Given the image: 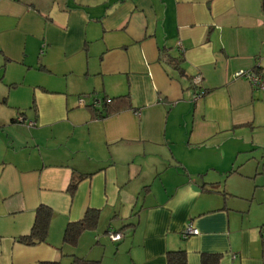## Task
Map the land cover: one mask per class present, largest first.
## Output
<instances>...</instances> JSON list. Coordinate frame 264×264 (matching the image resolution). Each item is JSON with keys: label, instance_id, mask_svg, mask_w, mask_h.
<instances>
[{"label": "crops", "instance_id": "crops-1", "mask_svg": "<svg viewBox=\"0 0 264 264\" xmlns=\"http://www.w3.org/2000/svg\"><path fill=\"white\" fill-rule=\"evenodd\" d=\"M250 71L264 79L263 0H0V264H264L262 186L221 184L264 160ZM88 95L128 103L100 118ZM39 206L47 239L26 246ZM87 210L97 228L64 244Z\"/></svg>", "mask_w": 264, "mask_h": 264}, {"label": "trees", "instance_id": "trees-1", "mask_svg": "<svg viewBox=\"0 0 264 264\" xmlns=\"http://www.w3.org/2000/svg\"><path fill=\"white\" fill-rule=\"evenodd\" d=\"M264 5V0H263ZM162 58V56H161ZM160 58V59H161ZM159 59V61H160ZM163 63L167 66L173 67L176 71H178V75L180 77H183L182 69H180L181 59L180 58H173L169 55L165 56V60ZM128 97H120L117 99H108L103 98V104L100 108V114L99 117H106L112 114H116L120 110H122L125 106L124 104L128 103ZM79 182L78 180H73L70 185L69 191L70 193L74 192V189H76V186ZM99 212L96 210H87L83 215V218L74 223H69L65 227V231L63 234V243L67 244L69 246H76L78 243V238L87 231H93L97 228L96 225H98L99 222ZM52 211L45 207V206H39L35 212V219L33 226L31 227V230L28 235L20 237L19 243L24 244L26 246H33L39 243H44L45 239H47L48 230H49V224L50 220L52 218ZM264 226L261 228L263 229ZM217 257V256H216ZM215 256H206L202 258V264H214L216 262ZM186 253L184 251H173L168 252L166 254V262L167 264H187ZM48 264V263H45ZM49 264H56V263H49ZM71 264H99L96 261H87L83 259H77L74 258Z\"/></svg>", "mask_w": 264, "mask_h": 264}, {"label": "built area", "instance_id": "built-area-1", "mask_svg": "<svg viewBox=\"0 0 264 264\" xmlns=\"http://www.w3.org/2000/svg\"><path fill=\"white\" fill-rule=\"evenodd\" d=\"M237 78H244L245 80H247L251 86H253V88L255 89H259L261 91H264V79H263V75L260 73V72H256V71H250V72H239L237 75H236ZM202 95V94H201ZM200 95V96H201ZM199 96V97H200ZM197 97V98H199ZM87 100L89 102H87ZM103 102V99H100L96 96H93V95H88V96H83L81 97L78 101H77V106L78 107H88V108H91V109H99L101 108L102 106V103ZM87 103V104H86ZM18 123H21V124H25L26 126L28 127H33L34 126V123L33 122H25L23 119L21 118H17L16 120ZM261 235L264 239V228L261 229ZM198 230L195 229L191 224H188L184 231L182 232V238L183 239H187L191 236H198ZM122 234L121 233H118V232H114V231H109L107 233V237L109 239L110 242L112 243H116V242H119L121 239H122Z\"/></svg>", "mask_w": 264, "mask_h": 264}, {"label": "rangeland", "instance_id": "rangeland-1", "mask_svg": "<svg viewBox=\"0 0 264 264\" xmlns=\"http://www.w3.org/2000/svg\"><path fill=\"white\" fill-rule=\"evenodd\" d=\"M257 131H262V135L264 134V129L260 128L257 129ZM261 135V134H259ZM259 140V137H257ZM261 152L258 153V158L259 163L257 164L256 161H248L246 162L242 167L239 168V171H241L243 174H245L246 176H249L250 181L249 180H240L238 178L232 177L229 179H226L224 182H222L221 184L224 186L226 185L228 188L231 187V189H234L235 185L240 184L242 186V188L239 191H243V193H238L239 191H237V195L238 194H247L248 192H250L252 190V188L255 185H258L260 190L262 191V195L264 193V160H262L261 158ZM235 190H237V188H235ZM256 207H262V205L260 206H256Z\"/></svg>", "mask_w": 264, "mask_h": 264}, {"label": "water", "instance_id": "water-1", "mask_svg": "<svg viewBox=\"0 0 264 264\" xmlns=\"http://www.w3.org/2000/svg\"><path fill=\"white\" fill-rule=\"evenodd\" d=\"M263 7H264V5H263Z\"/></svg>", "mask_w": 264, "mask_h": 264}]
</instances>
